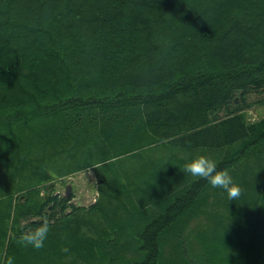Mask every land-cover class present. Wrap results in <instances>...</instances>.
Masks as SVG:
<instances>
[{"label": "trees", "instance_id": "1", "mask_svg": "<svg viewBox=\"0 0 264 264\" xmlns=\"http://www.w3.org/2000/svg\"><path fill=\"white\" fill-rule=\"evenodd\" d=\"M249 95L264 101V0H0V179L27 170L45 182L92 166L107 175L88 207L64 209L57 194L38 202L31 191L3 203L0 264L19 262L17 243L45 226L39 249L64 232L78 259L88 255L84 239L100 240L95 264L127 252L130 264H161L166 238L179 253L171 264H214L215 250H225L223 264H264V119L244 120ZM205 150L241 187L227 196L231 212L205 213L209 196L227 192L184 170ZM149 151H164L150 157L165 166L154 185L143 174L151 164L140 165ZM130 153L142 156L132 174L154 190L131 205L130 173L121 181L115 167ZM57 206L69 218L50 225ZM97 206L107 208L97 225L77 220ZM117 206L127 212L115 216ZM198 214L210 247L190 255L183 232Z\"/></svg>", "mask_w": 264, "mask_h": 264}, {"label": "rangeland", "instance_id": "2", "mask_svg": "<svg viewBox=\"0 0 264 264\" xmlns=\"http://www.w3.org/2000/svg\"><path fill=\"white\" fill-rule=\"evenodd\" d=\"M262 98H263L262 95L247 96L248 101L252 102V104L243 110V118L246 122H258L264 119V101L263 100L260 101ZM216 153L208 152L205 150L201 154L207 155L210 158L214 159L216 157ZM145 155L148 157V160L142 159L140 161V165H143V162L145 161V164L147 165V168H148L149 164H151L152 168L149 166L148 171L146 170V172H143V174L146 180L151 178L149 182L153 184L157 178L155 174L158 173L159 170H161L159 174L162 173L163 175L165 171V166L158 165V163L156 162L153 163L154 158L150 159V157H158L162 155L164 156V151L159 154L157 153V155H154L152 153L150 154V151H149ZM176 155L180 156V154H176ZM136 156L130 153V155H127L125 157H123V155L120 156L122 158H118L115 161L116 163L115 167L119 171H121V174H120L122 177L121 181L127 182V180L124 179L123 176L129 175L128 173H130V176H129L130 179L126 183L128 185L129 193H131L130 196L128 197L129 205H131L130 203H136L137 199L139 198L141 199V196L143 195L152 196V193H154L153 192L154 190L153 188H150L151 187L150 185H145L146 181L144 178L132 174L136 166L134 162H136L138 158L140 159L142 157V156L140 157L138 156L136 157ZM57 159L58 161H60L62 167H65L66 169L70 167V164H69L70 158L66 159V157H63L62 155V156H58ZM73 159H72L73 163L76 164L77 162H79V159L77 158H73ZM2 162H5V159H3ZM133 166L134 168H131ZM0 168H3V166L0 165ZM11 169H14V168H11ZM19 170H23V169L19 168ZM101 170L103 169L100 167L96 169L94 166L82 168V169L81 167H75L74 169L67 170L66 173L61 174V176L55 179L45 181V182L43 180L39 181L37 177H33L32 175L28 177L29 173L27 172V170H23L20 173L17 171H12L14 173L13 176L9 174V175H6L5 179H0V203H1L0 210L2 211L6 210L5 209L6 207L3 206V203L4 204L8 203L7 206L9 204L12 205L16 201V197L19 195L22 196L23 193L26 191H31L32 192L31 195L33 199L38 202L40 201L41 197H43L44 195L55 197L54 195L57 194L60 197L64 198V201L66 203V206L64 209H67V210H69L71 206H77V205L88 207L96 203L100 199L101 194L98 188H100L101 186L97 182V179L98 177L105 178L107 176L106 174L104 176V173ZM148 173H151L152 177L149 176ZM108 182H109V179H107L103 185H106ZM67 184H70L71 187H70L69 195L65 197L64 196L65 186ZM147 186H148V189H146ZM106 189L107 187H105V190ZM138 190H144V191H138ZM117 191H119L118 194L121 198V201H124L123 196L121 197V194L123 195L124 191H121V189L119 188H117ZM120 198L117 199V203H120ZM55 199H57V197H55ZM55 199L53 198V201ZM104 204L106 205L104 201H101L100 206L104 207ZM100 206L93 208V210H91V213L88 210H82L80 214L77 213V220L83 217L84 219H86L87 224L89 221V223L93 222L95 225H97L98 219L95 217H97L104 210L107 209V208L100 209L99 208ZM114 207L115 206L113 205L112 208ZM117 207L118 208H117L115 216L120 215V211L118 209H121L123 211V208H121L120 206H117ZM133 208H134L133 206L129 207L128 211L129 210L131 211ZM202 209L204 210L206 209L207 212L205 211V213H208V214L209 213L213 214L215 212L216 213H226V212L228 213V212L233 211V206L227 201L226 193L219 192L218 194L213 193L211 196H209L207 202L202 206ZM48 211L51 212V209H49ZM123 212H127V210ZM53 213H54L53 217L49 220L50 225H54L56 223L55 221L57 217L61 218L60 219L61 222L69 218L65 216L64 211H60V208L58 206L54 207ZM38 215H41V214H38ZM111 216H114V215H111ZM33 219H35V217L31 218V220ZM28 221L29 220H26V219L20 220V225H24ZM10 222H11V219L9 223ZM87 224H85V226ZM208 224L209 222H208V218L206 214H198L196 217L190 220V222L188 223V226H186L183 232V236H184L185 243H186V251L188 254L190 255L197 254L201 250V248L204 246L203 243H206V246H209L208 245L209 241L205 240L204 242V239L201 237V234H203V231L206 230V228L208 227ZM105 225L106 223L101 224V226H105ZM25 230H26V233H28L30 229L29 230L25 229ZM34 233L35 232H33L32 234ZM87 234L91 236L94 233H91V234L87 233ZM67 239H68L67 235H65L64 232H62V234H60L59 236V240L55 241V244H54L55 246H53L52 248L43 247L42 249H39V247H37L38 249L34 250L36 248L35 247V248H32V252H29V253L27 251L28 242L25 240H20L17 243V247L19 248V250L17 249L16 250H17L18 255L21 257V260L13 264H82L81 261H83L84 259H87V261L84 262L86 264H95L93 260L98 255V247L100 245V240H97V238H94L92 241L88 239L87 240L84 239V241L82 242L83 247L85 249L84 253L88 252V255H85L83 259H78L77 250H74L73 247H71L72 244L70 243L71 244L70 245ZM80 240H83V238L80 237ZM17 241L18 239L14 240V242H17ZM107 244H108V241L104 245V247L102 246L104 248L102 249L103 252H105V250H108L109 244L108 245ZM174 246L175 245L172 243V241L170 242L168 238L161 241V244H160L161 264H171L169 263L170 261L179 257V253L177 249L174 248ZM224 254H225V250H222V251L215 250V254L213 255L214 259H212L213 261L214 260L216 261L214 262V264H220V263L223 264L224 261L226 260L225 259L226 256L223 257ZM132 256L133 254L131 252H127L123 256L116 257V259L112 261L111 264H130ZM102 264H109V260L103 261Z\"/></svg>", "mask_w": 264, "mask_h": 264}, {"label": "clouds", "instance_id": "3", "mask_svg": "<svg viewBox=\"0 0 264 264\" xmlns=\"http://www.w3.org/2000/svg\"><path fill=\"white\" fill-rule=\"evenodd\" d=\"M184 170L194 176L203 177L213 187L226 191L230 201L241 194V187L234 181L232 174L227 169L218 168L217 162L207 155H198L187 160ZM46 232L47 227L45 226L36 230L34 234L24 235L23 239L35 247H41ZM8 264H12L11 258H9Z\"/></svg>", "mask_w": 264, "mask_h": 264}, {"label": "water", "instance_id": "4", "mask_svg": "<svg viewBox=\"0 0 264 264\" xmlns=\"http://www.w3.org/2000/svg\"><path fill=\"white\" fill-rule=\"evenodd\" d=\"M70 187H71L70 184H67V185L65 186V194H64L65 197L69 195Z\"/></svg>", "mask_w": 264, "mask_h": 264}]
</instances>
